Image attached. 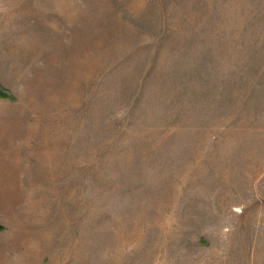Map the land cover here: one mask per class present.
I'll return each instance as SVG.
<instances>
[{
	"label": "rangeland",
	"instance_id": "1",
	"mask_svg": "<svg viewBox=\"0 0 264 264\" xmlns=\"http://www.w3.org/2000/svg\"><path fill=\"white\" fill-rule=\"evenodd\" d=\"M0 264H264V0H0Z\"/></svg>",
	"mask_w": 264,
	"mask_h": 264
}]
</instances>
